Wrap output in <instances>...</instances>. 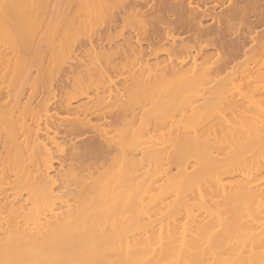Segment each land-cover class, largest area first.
<instances>
[{
	"label": "bare ground",
	"instance_id": "6f19581e",
	"mask_svg": "<svg viewBox=\"0 0 264 264\" xmlns=\"http://www.w3.org/2000/svg\"><path fill=\"white\" fill-rule=\"evenodd\" d=\"M77 1L0 0V264H264V0Z\"/></svg>",
	"mask_w": 264,
	"mask_h": 264
},
{
	"label": "rangeland",
	"instance_id": "374dc122",
	"mask_svg": "<svg viewBox=\"0 0 264 264\" xmlns=\"http://www.w3.org/2000/svg\"><path fill=\"white\" fill-rule=\"evenodd\" d=\"M46 1H49V0H46ZM55 1V4H56V2H58V5L59 4H64V0H60V1H56V0H54ZM53 1V2H54ZM70 1H72V2H70ZM197 1V0H196ZM196 1H194V2H196ZM202 1V0H201ZM200 0H198L196 3H199V2H201ZM213 1L214 0H209V5H208V3H206V5H204L203 4V2H201V3H199V5H202V7H203V5H204V7L206 8V9H209V11H211L212 13H209L212 17H205L204 19H205V24H210V20H211V18H213V17H215L216 16V14L218 13L217 12V10L219 11V9H220V7H219V3H221L222 4V6H221V4H220V6H221V8H223V7H225V2H224V0H221V1H217V3H216V0L214 1L215 2V5H214V3H213ZM223 1V2H222ZM53 2H52V0H51V2H48V4H47V2H46V4H47V7L48 6H50V7H48V9L50 8V9H53ZM68 2H69V5L68 6H66L67 4H64V5H61V7L64 9H62L63 11H64V13L68 10V12L69 11H71V13L69 12H67V18L68 19H70L69 17H70V14L71 15H74V14H76V13H78V15L80 16V17H77L76 18V16H78L77 14H76V16L74 15L73 16V18H76V20H74L75 22H76V24L78 25V27H79V25L81 26V25H83L84 23H82V24H78L77 23V21H78V19H81V20H85L86 18H89V19H91L92 18V11L90 10L91 9V3H90V5L88 4L87 5V9L89 10V12L88 13H86V10H84V8L82 7L81 9H79V8H77V0H68ZM211 2H212V5L213 6H211ZM65 3H67V1H65ZM224 3V4H223ZM57 5V4H56ZM56 5H54V9L53 10H51V11H53L52 13H56L57 11H58V9H56V8H58V5L56 6ZM79 5V4H78ZM224 5V6H223ZM43 6H45L46 7V5H44L43 4ZM80 6V5H79ZM209 6H211L210 8H209ZM47 7H46V10H45V8L43 7V9L41 8V10L42 11H48L47 10ZM60 7V8H61ZM201 6H200V8L201 9H203ZM213 7H214V10H213ZM217 7V10L215 9ZM218 7H219V9H218ZM76 8L77 9H79L78 11H76ZM204 8V9H205ZM263 8H264V5L262 4V13H261V15H257V13L258 12H260V11H257V13L256 14H254V11L252 12V11H250L249 13H248V24L250 23V27H251V29L253 30V32H252V34L254 35V34H256L255 32H258V33H260L259 35H264V29L262 30V28L264 27V22H262V21H264V10H263ZM75 9V10H74ZM40 10V11H41ZM54 10H56V11H54ZM60 10V9H59ZM61 10V11H62ZM74 10V11H73ZM73 11V12H72ZM76 11V12H75ZM214 11V12H213ZM50 14H52L50 11H48ZM60 12V11H59ZM75 12V13H74ZM253 13V16L251 17L250 15H252V13ZM48 13V14H49ZM74 13V14H73ZM105 13L107 14V12H104V17L103 18H101V21H102V19L104 20H106V22H108V19H107V15H105ZM207 13V14H208ZM251 13V14H250ZM57 15H61V12H60V14L59 13H56ZM63 14V13H62ZM66 14V13H65ZM69 14V15H68ZM208 14V15H209ZM255 15H256V19L254 20V18H255ZM62 16H64V14L63 15H61V17ZM257 17H259L260 19H258ZM64 18V17H63ZM207 18H208V20H207ZM209 18H210V20H209ZM215 20V19H214ZM246 20H247V18H246ZM250 20H252V21H254V22H252V21H250ZM259 20V21H258ZM262 22V26H261V22ZM74 22V23H75ZM92 22L94 23V26L96 25V26H98V27H101L100 25H102V24H107L105 21H102V23H99L100 22V19L98 18V21L95 19L94 21L92 20ZM207 22V23H206ZM256 22V23H255ZM253 25H252V24ZM257 24L258 23V25H255V24ZM242 23H238V22H235L234 23V27H241V28H243L244 27V25L242 24ZM104 25H102V27L104 26ZM258 28H256L257 30H255V26ZM260 25V26H259ZM98 27H96L95 29H97ZM249 27V28H250ZM254 27V28H253ZM80 28V27H79ZM79 28H76V29H79ZM120 28H117L116 29V32L118 31V33L117 34H115L114 32V35L113 36H117L118 34H119V32H120ZM260 30H261V32H260ZM112 33V34H113ZM257 33V34H258ZM78 34L79 35H76V34H74V33H72V34H70V35H68V36H66V37H64L60 42H61V44H63V45H67V41H68V43H69V40H71L72 42H70V43H72V45H73V47L71 46V48H72V50L74 49V51L76 52H74V54H77V55H82V54H84V55H86V56H84L85 58H88V59H91L92 58V56H91V54L90 53H85V52H82L83 51V49L84 48H86V47H84L82 44H84V45H87V43H86V39H87V37H83L82 35H85V33H83V32H78ZM82 34V35H81ZM82 36L83 37V39H81V37H79V36ZM113 36L111 35V36H109L108 38H106V43H113L116 39H115V37H114V39H113ZM111 37V38H110ZM57 40H59V38H60V36H58V38L57 37H55ZM80 38V39H79ZM55 40V39H54ZM83 40V41H82ZM81 43V45H78V44H80ZM77 44V46H74V45H76ZM70 44H68L67 46H69ZM191 45V44H190ZM79 46H81L82 48H80V49H82V51L81 50H79ZM51 48H48V47H43V49H47L48 50V53L46 54V56H45V58H51L53 61H52V64L49 66L48 65V67H47V69L42 73V76L38 79L39 80V87H40V89H42L43 87H41L40 85L41 84H43L44 86H46V85H49V84H52L53 85V87H55V88H60V85H62L63 87H66L67 85H68V83H69V81L66 79V77H65V70H64V68L67 66V63H65V65H61V63L58 61V51L56 50V49H53V47H54V44L53 45H51L50 46ZM65 47V46H64ZM70 47V46H69ZM78 47V48H77ZM77 48V50L78 51H76L75 49ZM86 50V49H85ZM41 57H40V61H41ZM66 62H68V60H66ZM62 67H64V68H62ZM64 70V71H63ZM37 80V81H38ZM37 85V84H36ZM67 88H68V86H67ZM60 90H62V89H59L58 90V92H60ZM63 91V90H62ZM166 98V97H165ZM168 98V97H167ZM136 112L138 111V110H135ZM125 112H130V110H122L121 112H120V114H123V113H125ZM106 115V121L107 122H109V124L112 126V127H114V128H116V129H119L120 128V126L119 127H116L118 124H119V121H116V122H114V113H112L111 111H108V113H106L105 114ZM62 129H60V131H61ZM62 132V131H61ZM63 133V132H62ZM82 133H83V135H82ZM64 135H66L67 137H69V138H72V139H74L73 141H79L80 140V142H81V139H82V141H84L85 139H83V138H85V137H89V136H92L93 135V133L91 132V131H87V133L85 132L84 133V131H81L80 133H79V136L78 137H76V134H73V135H71V134H69V133H63Z\"/></svg>",
	"mask_w": 264,
	"mask_h": 264
}]
</instances>
